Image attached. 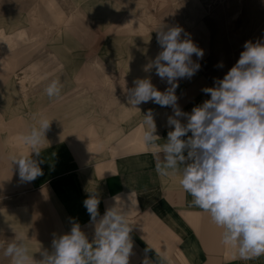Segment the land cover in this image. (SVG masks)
<instances>
[{
    "label": "crops",
    "instance_id": "obj_1",
    "mask_svg": "<svg viewBox=\"0 0 264 264\" xmlns=\"http://www.w3.org/2000/svg\"><path fill=\"white\" fill-rule=\"evenodd\" d=\"M144 1L148 6L142 0L75 3L83 8V17L97 20L105 28L104 52L101 57L94 56L92 64L83 63L82 51L70 34L67 26L72 18L46 47L49 54L33 60L34 41L30 38L40 36L44 23L43 28L49 29L63 18L40 17L34 10L32 17L27 16L26 28L18 24L13 35L9 32L12 23L23 21L24 14L0 17V101L9 102L0 104V117L4 109L18 103L12 116L6 114L15 120H4L5 125H0V144L4 145L3 136L23 140L41 118L50 122L39 156L30 153L43 173L35 180L21 181L13 175L10 155L0 157V165L8 168L6 174L0 171V197H17L19 201L13 209L16 215L10 219L16 226L13 235L30 242L27 246L36 260L43 258L41 247L48 246L44 250L51 253L53 239L69 233L74 223H79L92 242L94 224L84 201L95 195L100 200L99 216H103L119 194L129 206V219L134 224L129 264H143L145 259L151 264H264V256L244 260L236 247L222 243L223 230L208 213L193 205L192 196L180 186V173L162 177L156 171L157 154L143 140L149 102L129 108L128 90L135 87L137 79H150L153 86L158 85L155 68L145 71V67L162 51L157 42L159 30L181 27V39H190L204 53L202 58L193 54L191 59L198 64L209 53L210 32L201 20L193 19L203 15L196 5L191 6V0H163L167 7L164 11L159 7L161 14L157 16L152 13L158 8L152 7V0ZM56 31L54 28L53 33ZM18 71L24 72L23 86L15 83L20 80ZM53 80L60 82L61 92L49 98L45 89ZM26 82L31 89H26ZM177 83V106L184 113L210 99L204 88L216 86L203 76L182 78ZM173 115L171 106L152 113L154 134L160 137L157 144L166 143L168 132L174 130L167 122ZM177 119L187 123L186 117ZM88 125L94 129L87 130ZM190 136L189 132L182 139ZM159 157L162 160L163 154Z\"/></svg>",
    "mask_w": 264,
    "mask_h": 264
},
{
    "label": "clouds",
    "instance_id": "obj_2",
    "mask_svg": "<svg viewBox=\"0 0 264 264\" xmlns=\"http://www.w3.org/2000/svg\"><path fill=\"white\" fill-rule=\"evenodd\" d=\"M182 32L179 26L159 30L157 42L162 51L145 67V71L155 68L156 75L170 87L161 92L150 79L135 80V87L128 90L129 108L137 109L149 101L173 107L174 115L167 122L174 130L168 132L163 145L156 143L160 137L154 134L151 111L144 115L148 128L143 140L157 154V173L162 177L181 174L180 186L192 196L193 205L210 215L223 230L222 243L236 247L241 259L264 256V42H245L244 51L223 79L215 87L203 89L210 99L184 113L177 106V81L191 78L199 70L200 65L191 58L193 54L202 58L204 53L190 39H181ZM45 92L49 98L58 97L60 82L53 80ZM177 117H186L187 123ZM49 124L41 118L23 136L37 156ZM189 132L191 136L182 139ZM10 159L12 166H18L21 181L30 182L43 174L30 154ZM112 199L113 205L103 216H99L100 200L95 195L84 201L94 224L92 242L79 223H74L69 233L53 239L51 253L39 250L40 260L34 259L23 237L10 243L4 255L11 258V264H129L134 224L121 195ZM143 264L151 262L145 259Z\"/></svg>",
    "mask_w": 264,
    "mask_h": 264
},
{
    "label": "rangeland",
    "instance_id": "obj_3",
    "mask_svg": "<svg viewBox=\"0 0 264 264\" xmlns=\"http://www.w3.org/2000/svg\"><path fill=\"white\" fill-rule=\"evenodd\" d=\"M142 1L148 6L146 1ZM78 2L80 3L81 0H76L75 2L73 0H0V17H16L15 15L24 14L23 21L19 19L12 23V27L9 30L11 34L17 29L18 24H21L24 29L26 28L28 24L27 16L29 14L32 17L34 10L40 13V17H60V20L63 18V21L55 22L54 25L51 24L52 26L49 29L43 28L45 26L44 23L40 36L35 39L30 38L35 44L32 45L33 57L31 59L33 60L35 58H43L49 54L46 47L72 18L71 23L67 26L70 34L82 51L83 63L89 62L88 64H92L90 61H92L93 57L96 55L101 57L104 52L105 28L97 20H93L88 16L83 17V8H78L75 4ZM191 3V6L196 5V8L200 10V14L203 15L202 17H193V19L201 20V23L205 24L210 32L209 53L199 63L200 68L193 76H203L216 85V81L223 79L238 61L240 52L243 49V43L247 40V35L248 41L253 43L264 42V0H191ZM167 4L163 0H152V7H158L157 11L152 12L153 16L161 14L159 7H162V11H164ZM167 14L169 13L167 12ZM190 15L192 14L190 13ZM59 23L62 24L59 25ZM54 28L57 30L55 33H53ZM221 64L222 67L220 66ZM17 73L20 80H16L15 83L20 82V86H23L25 84L23 80L24 72L18 71ZM154 77L158 82V85L154 86L157 90L164 92L169 88L170 85L167 81L161 80L156 75V70ZM179 81L180 79L177 82ZM30 86V83L26 82V89H31ZM1 103L3 105L9 104L7 100L4 101L3 99L0 101ZM17 104H12L11 107L2 111L5 114L0 117V125H5L4 120H15V118L7 117V115L10 113L11 116L13 115L12 111L17 109ZM24 104L27 105V102ZM148 108L151 113H154L163 107L149 101ZM29 120L25 118V121L28 122ZM93 129L92 125L87 126V130ZM5 137L3 136V141L6 139ZM0 145V157L2 155H10V157L17 155V150L12 149L11 153L9 149H6L5 145ZM0 159H3V157ZM10 167L13 175L19 176L18 168H13L14 166L12 165ZM1 170H4L3 174H6L8 168L0 165ZM18 202L17 197H0V222L3 223V226H0V264H11V261H9L10 257L4 255V250L11 242L16 241L15 235H13L16 231V226L11 224L10 219L16 215L13 209L19 206ZM10 211H13V213L9 214ZM8 216H10L9 219ZM40 250L43 251L44 249L40 248Z\"/></svg>",
    "mask_w": 264,
    "mask_h": 264
},
{
    "label": "bare ground",
    "instance_id": "obj_4",
    "mask_svg": "<svg viewBox=\"0 0 264 264\" xmlns=\"http://www.w3.org/2000/svg\"><path fill=\"white\" fill-rule=\"evenodd\" d=\"M74 2L76 1V0H73ZM11 5V4H10ZM111 6V5H110ZM98 7H99V5H98ZM93 8V7H92ZM108 8H109V6H108ZM98 9V8H97ZM96 10V9H95ZM112 10H116L117 11V9H112ZM111 12V11H110ZM118 12V11H117ZM113 14V13H112ZM115 14H116V12H115ZM125 14V13H124ZM108 15V14H107ZM114 15V14H113ZM111 16V15H110ZM131 23V22H130ZM134 27V26H133ZM141 30V29H140ZM23 31V30H22ZM148 32V31H147ZM4 34V33H3ZM14 35V34H13ZM4 36V35H3ZM7 37H9V36H7ZM15 37V36H14ZM5 38V37H4ZM7 39V38H6ZM1 40V39H0ZM63 40V39H62ZM11 42V41H10ZM52 42V41H51ZM4 44V43H3ZM14 44V43H13ZM3 47V46H2ZM48 47V46H47ZM10 48V47H9ZM3 49V48H2ZM51 50V49H50ZM54 50V49H53ZM52 52V51H51ZM76 53V52H75ZM5 54V53H4ZM16 55V54H15ZM74 55V54H73ZM6 56V55H5ZM51 57L53 58V56L51 55ZM18 58V57H17ZM50 58V57H49ZM54 59V58H53ZM12 59L10 58V60L9 61H11ZM14 61V60H13ZM40 61V60H39ZM50 61V60H49ZM75 61V60H74ZM1 62V61H0ZM41 62V61H40ZM52 62V61H51ZM9 63H11V62H9ZM15 63H16V60H15ZM41 63H43V61L41 62ZM48 63V62H47ZM54 63V62H53ZM52 63V64H53ZM6 64H7V62H6ZM35 64H37V63H35ZM49 64H50V62L48 63V66H49ZM51 64V65H52ZM66 64V63H65ZM10 65V64H9ZM44 65V64H43ZM56 65H58V64H55V66ZM13 66H14V64H13ZM38 66V65H37ZM53 66V65H52ZM54 66V67H55ZM68 66V65H67ZM1 67V66H0ZM34 67V66H33ZM54 67H52V68H54ZM14 68V67H13ZM29 68V67H28ZM32 68V67H31ZM43 68V67H42ZM45 69V68H44ZM49 69H50V67H49ZM2 70V69H1ZM51 70V69H50ZM24 72H25V70H24ZM0 74H2V72L0 73ZM7 74V73H6ZM5 74V75H6ZM41 74V73H40ZM3 75V74H2ZM43 75V74H42ZM7 77V76H6ZM5 77V78H6ZM39 78V77H38ZM70 78H72V77H70ZM1 79V78H0ZM36 79V78H35ZM31 81V80H30ZM29 81V82H30ZM40 86V85H39ZM107 86V85H106ZM6 88V87H5ZM34 89V88H33ZM3 92V91H2ZM8 94V93H7ZM27 94V93H26ZM25 94V95H26ZM113 105V104H112ZM110 106V105H109ZM112 107V106H111ZM6 138V137H5ZM2 141V140H1ZM4 145L6 146V149H9V151L12 153V147H18V149H17V155H20V154H23V155H28V154H30V153H32V152H30V149H29V147L23 142V140L22 139H19V140H16V139H5L4 140ZM8 151V150H7ZM3 223H1L0 222V226L2 225ZM3 226V225H2ZM4 227H6L5 225H4ZM30 235V234H29ZM25 239V238H24ZM27 240V239H26ZM36 242V241H35ZM30 242H26V244L28 245ZM31 243H32V241H31ZM42 249H47L48 248V246H46V248H45V246L44 247H41ZM34 252V251H33Z\"/></svg>",
    "mask_w": 264,
    "mask_h": 264
}]
</instances>
